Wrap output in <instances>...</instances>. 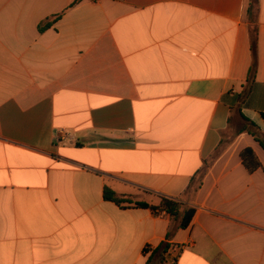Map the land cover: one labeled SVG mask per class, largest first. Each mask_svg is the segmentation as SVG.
I'll list each match as a JSON object with an SVG mask.
<instances>
[{
    "label": "crops",
    "instance_id": "crops-1",
    "mask_svg": "<svg viewBox=\"0 0 264 264\" xmlns=\"http://www.w3.org/2000/svg\"><path fill=\"white\" fill-rule=\"evenodd\" d=\"M256 3L0 0V264H264Z\"/></svg>",
    "mask_w": 264,
    "mask_h": 264
},
{
    "label": "trees",
    "instance_id": "trees-1",
    "mask_svg": "<svg viewBox=\"0 0 264 264\" xmlns=\"http://www.w3.org/2000/svg\"><path fill=\"white\" fill-rule=\"evenodd\" d=\"M256 4H257L256 0H249V7L247 8V20L249 22V34H250V40H251V51L253 55V63L249 70V74L247 78V86L243 93V100L251 92L252 84L254 83L256 71H257L258 26H257ZM47 26L48 24L46 26H41L40 30L43 31L44 29L47 28ZM262 116L264 119V113L262 114ZM243 159L247 161L251 169H255L260 166L259 162L253 156V153L251 150L247 149L243 152ZM105 195L108 200H112L119 204H124V203L132 204L133 203V201L125 197H120L113 191H106ZM134 204L140 207H150L146 203L136 202ZM182 207H183V204H181L180 202L174 199H171V198L164 197L158 209L160 212H164L176 220L180 218V228L185 229L192 222L193 217L196 213V209L194 207H188L184 212H182ZM168 249H169V244H166V243L154 249L149 256L147 264H153V261L155 258L160 259V262H162V259H164L163 255L168 252ZM149 251H150V247H146L144 250L145 254H148Z\"/></svg>",
    "mask_w": 264,
    "mask_h": 264
},
{
    "label": "built area",
    "instance_id": "built-area-1",
    "mask_svg": "<svg viewBox=\"0 0 264 264\" xmlns=\"http://www.w3.org/2000/svg\"><path fill=\"white\" fill-rule=\"evenodd\" d=\"M175 249H176V248L172 246V250L174 251ZM170 250H171V248H170ZM170 250H169V251H170ZM152 251H153V250L150 248V252H151V253H152ZM172 263H173V260H172Z\"/></svg>",
    "mask_w": 264,
    "mask_h": 264
}]
</instances>
